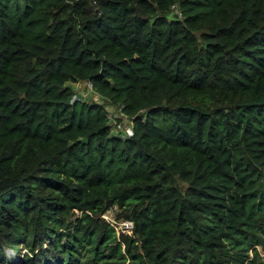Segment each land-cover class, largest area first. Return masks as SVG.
Wrapping results in <instances>:
<instances>
[{"label":"trees","instance_id":"trees-1","mask_svg":"<svg viewBox=\"0 0 264 264\" xmlns=\"http://www.w3.org/2000/svg\"><path fill=\"white\" fill-rule=\"evenodd\" d=\"M5 244L27 264H264V0H0Z\"/></svg>","mask_w":264,"mask_h":264},{"label":"rangeland","instance_id":"rangeland-1","mask_svg":"<svg viewBox=\"0 0 264 264\" xmlns=\"http://www.w3.org/2000/svg\"><path fill=\"white\" fill-rule=\"evenodd\" d=\"M94 1H92V4ZM177 14L176 7H173L171 11L168 12L167 16L168 18L174 17V15ZM73 86V89L75 91V97H79L80 99L86 101V102H97L101 105H103L105 112H107V118H108V123L111 125V132L114 134H121L123 131L119 130L116 128L115 123L113 122L112 118L118 117L117 114V107L111 103H109L106 99L103 97H100L92 88L88 87L86 81H79L76 83H71ZM126 117V115H122V121L125 124V131H129V129L132 128V120L131 117L128 116V118H123ZM112 117V118H109ZM128 126V127H127ZM177 182L181 185L184 183L181 182L179 179ZM117 208L112 207L110 210L106 211L103 216L111 222L115 226L116 231L118 232H125L130 234V230H128V227L126 226V222L124 219L116 218ZM66 241V239H64ZM256 249L258 251V260L264 261V245H259L256 246ZM123 250V246L122 249ZM28 251V248L25 247L23 244H17V245H4V251H3V258L2 261H0V264H27L26 261L23 259V254H27L26 252ZM24 254V255H25ZM250 257L252 256V251H249ZM41 264V263H40ZM77 264V263H76ZM81 264H91L88 261H84ZM246 264V263H244Z\"/></svg>","mask_w":264,"mask_h":264},{"label":"built area","instance_id":"built-area-1","mask_svg":"<svg viewBox=\"0 0 264 264\" xmlns=\"http://www.w3.org/2000/svg\"><path fill=\"white\" fill-rule=\"evenodd\" d=\"M87 85H88V87L92 88V86H91V84L89 82H87ZM105 114H106V117H108L107 116V112H105ZM116 115L118 117L113 116L114 118H112V117H109V118H112V120L115 123L117 129L123 131L121 133V136H127V135H129L132 132L131 131L132 128L129 129V131H125V124L122 121V115H126V114L122 111L121 106H118L117 107V114ZM126 117L128 118V115H126ZM126 117L123 116V118H126ZM125 222H126V226L128 227V230H130V228L132 226V222L131 221H125Z\"/></svg>","mask_w":264,"mask_h":264},{"label":"clouds","instance_id":"clouds-1","mask_svg":"<svg viewBox=\"0 0 264 264\" xmlns=\"http://www.w3.org/2000/svg\"><path fill=\"white\" fill-rule=\"evenodd\" d=\"M106 115V114H105ZM125 221H130V220H125ZM131 231V230H130Z\"/></svg>","mask_w":264,"mask_h":264}]
</instances>
